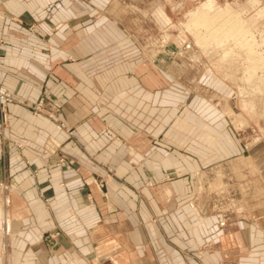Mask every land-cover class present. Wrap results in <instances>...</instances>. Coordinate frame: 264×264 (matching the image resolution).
I'll return each mask as SVG.
<instances>
[{
    "label": "crops",
    "instance_id": "crops-1",
    "mask_svg": "<svg viewBox=\"0 0 264 264\" xmlns=\"http://www.w3.org/2000/svg\"><path fill=\"white\" fill-rule=\"evenodd\" d=\"M46 1L0 0V264H264V151L173 117L175 76L126 72L109 33L63 46Z\"/></svg>",
    "mask_w": 264,
    "mask_h": 264
},
{
    "label": "rangeland",
    "instance_id": "rangeland-1",
    "mask_svg": "<svg viewBox=\"0 0 264 264\" xmlns=\"http://www.w3.org/2000/svg\"><path fill=\"white\" fill-rule=\"evenodd\" d=\"M206 1L47 0L45 16L46 20L56 27V34L61 36L63 46H68L76 35L78 41L91 34L96 40L107 32L110 34L109 43L106 45L109 52H118L127 62H131L126 64V72L154 70L160 74H173L175 77L169 81V84L174 86L179 95H182L181 98H173V117L179 116L182 109L188 108L190 120L196 116L207 123L218 121L220 127L217 131L220 133L222 129L223 140L228 137L237 142L236 151L228 152L231 155L237 153L247 155L253 146L264 151V62H258L255 58L257 55L247 51V48L242 45L246 43L243 40L238 43V40L230 39L229 42L221 44L207 40L197 41L195 32L189 30L186 25L190 17L189 12L201 7ZM212 1L213 6L208 13L214 15L218 8L229 7L231 12L224 14V17L232 18L240 15L243 21L240 27L243 29L237 34L238 37L244 39L245 36V39L255 44L257 52L264 54L262 52L264 51V0H258L256 4L251 0ZM70 9L76 13L67 17L64 11ZM160 10L169 17L168 22L159 17ZM33 25L35 23L31 22L28 27L31 29ZM199 29L200 33H207L202 30L203 27ZM118 36L122 39L121 44H117ZM40 103L37 101L30 106L32 112L39 111L36 106ZM52 112L53 110L46 115ZM238 118L239 121H237ZM222 146L224 148V145ZM222 157V163L226 166L229 154H223ZM193 201L194 199L189 201L191 206L194 204ZM181 243H183L181 240L175 239V253L181 248ZM212 245L213 242L206 240L205 244L195 246L194 250L189 249L195 254V260L202 262L204 258L201 253ZM182 259L175 255L173 264H198L192 261L187 262V259L186 262H182Z\"/></svg>",
    "mask_w": 264,
    "mask_h": 264
},
{
    "label": "bare ground",
    "instance_id": "bare-ground-1",
    "mask_svg": "<svg viewBox=\"0 0 264 264\" xmlns=\"http://www.w3.org/2000/svg\"><path fill=\"white\" fill-rule=\"evenodd\" d=\"M215 1V0H214ZM252 3H258V0H251ZM261 3V2H260ZM213 6V1L212 0H207L206 2H204L201 7H198L197 9H195L190 13V17L188 19V23L186 26L189 27V30L195 32V38L197 39V41H212V42H216V44H221V43H227L229 42L230 39H235L238 40V43H240V41L243 40L246 41V43L242 44L247 48V51L253 52L255 54V58L257 59L258 62H264V54L257 52L255 49V44H253L252 42H250L248 39H245L246 37L244 36V39L239 38L238 37V33L240 31H242L241 29V25L243 23L242 19L240 18V15H238L239 17L235 16V17H224V14L231 12L229 7H225V8H218V11L216 12V14L214 13V15H211L208 13V10L211 9V7ZM246 6V5H245ZM249 6V5H248ZM216 8V7H215ZM257 8V7H256ZM260 8V7H259ZM116 9V8H115ZM162 9V8H161ZM255 9V7H254ZM263 9V8H262ZM245 10V9H244ZM163 10H160L158 12V15L160 18H162L163 20H165L166 22L169 21V17L162 12ZM238 11V10H237ZM262 13V12H261ZM227 15V14H226ZM250 16V15H249ZM251 18H253V16H251ZM257 18V17H256ZM248 19V17H247ZM250 20V19H249ZM256 20V19H254ZM248 21V20H247ZM250 22V21H248ZM158 23V22H157ZM256 24V22H254ZM183 24V23H182ZM252 24V23H251ZM165 25V23H164ZM247 25V24H246ZM163 26V25H162ZM252 26V25H251ZM199 27H203L202 30H204L205 32H207L206 34L204 33H200V29ZM245 27V26H244ZM187 30V28H185ZM250 29V28H249ZM251 30V29H250ZM249 31V30H248ZM247 31V32H248ZM180 32V31H179ZM183 32V31H182ZM192 32V33H193ZM246 32V31H245ZM252 32V31H250ZM180 34V33H179ZM194 34V33H193ZM253 34V33H252ZM167 38V37H166ZM238 38V39H236ZM248 38V37H247ZM194 39V38H193ZM263 40V39H262ZM164 41V40H163ZM183 41V40H182ZM258 42V41H257ZM200 44V43H199ZM214 44V43H213ZM154 45V44H153ZM202 45V44H201ZM228 46V45H227ZM231 46V45H229ZM237 46V45H235ZM260 46H262L260 44ZM259 46V47H260ZM264 46V45H263ZM206 47V46H205ZM207 47L209 48V46L207 45ZM241 47V46H240ZM221 47H219L220 49ZM258 48V47H257ZM226 49V46H225ZM230 49H232L230 47ZM236 49V48H235ZM244 49V48H243ZM205 51V48H204ZM260 51V50H258ZM213 52V50H212ZM224 52V51H223ZM230 52V51H229ZM233 52L237 53L236 51L233 50ZM264 52V51H262ZM219 53V52H216ZM245 53V52H244ZM249 54V52H247ZM246 53V55H247ZM215 54V53H214ZM221 54V53H220ZM219 54V55H220ZM230 54V53H229ZM233 55V54H232ZM231 55V56H232ZM240 55V54H239ZM250 56V55H249ZM252 56V55H251ZM239 57V56H238ZM194 59V58H193ZM224 59V58H223ZM248 59V58H247ZM253 59V58H252ZM222 60V58H221ZM249 60V59H248ZM255 60V59H254ZM251 61V60H250ZM218 62V61H217ZM220 62V61H219ZM225 62V61H224ZM235 62V61H234ZM255 62V61H254ZM222 63V62H221ZM238 64V61L236 62ZM236 65V64H235ZM258 65V64H255ZM264 65V64H263ZM230 67V65L228 66ZM263 67V66H262ZM255 68H257L255 66ZM260 68V67H259ZM240 69V68H239ZM263 70V68H262ZM252 71V70H251ZM260 71V70H259ZM234 72V71H232ZM238 73V71H236ZM253 72V71H252ZM261 72V71H260ZM264 72V71H263ZM228 73V72H227ZM240 73V72H239ZM255 73V72H254ZM262 73V72H261ZM258 74V73H257ZM263 74V73H262ZM234 75V74H233ZM244 75V74H243ZM245 77V75H244ZM236 77L234 76V79ZM264 78V77H263ZM242 79V78H241ZM238 79V80H241ZM252 80V79H251ZM242 81V80H241ZM253 81V80H252ZM245 82V81H244ZM258 82V81H257ZM264 82V81H263ZM249 85V84H248ZM247 86V85H246ZM251 87V86H250ZM253 89V87H252ZM254 90V89H253ZM260 90V89H259ZM261 91V90H260ZM244 92V91H243ZM259 92V91H258ZM248 93V92H247ZM248 102V101H247ZM250 103V102H249ZM248 103V104H249ZM233 106V105H232ZM253 106V105H252ZM245 107V106H244ZM232 108V107H231ZM254 108V107H253ZM225 111V109H224ZM229 111V110H228ZM234 113V111L232 112ZM231 115V114H230ZM235 116V115H234ZM236 117V116H235ZM234 117V118H235ZM242 119V118H241ZM236 120V119H235ZM239 121V118L238 120ZM244 122V121H243Z\"/></svg>",
    "mask_w": 264,
    "mask_h": 264
},
{
    "label": "built area",
    "instance_id": "built-area-1",
    "mask_svg": "<svg viewBox=\"0 0 264 264\" xmlns=\"http://www.w3.org/2000/svg\"><path fill=\"white\" fill-rule=\"evenodd\" d=\"M10 101H12V97L9 91L4 86L0 85V106L4 108L6 104H8ZM40 106H41L40 104L36 106L38 110H40ZM48 117L51 118L52 120L55 121L57 120L55 112L49 113Z\"/></svg>",
    "mask_w": 264,
    "mask_h": 264
}]
</instances>
